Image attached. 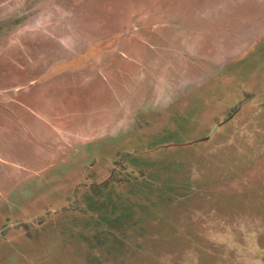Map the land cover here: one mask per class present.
Wrapping results in <instances>:
<instances>
[{"label": "rangeland", "instance_id": "374dc122", "mask_svg": "<svg viewBox=\"0 0 264 264\" xmlns=\"http://www.w3.org/2000/svg\"><path fill=\"white\" fill-rule=\"evenodd\" d=\"M0 264H264V0H0Z\"/></svg>", "mask_w": 264, "mask_h": 264}]
</instances>
